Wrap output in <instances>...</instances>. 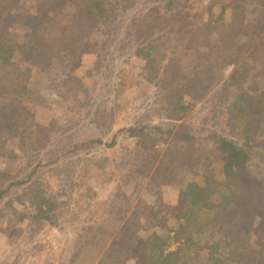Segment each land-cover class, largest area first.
<instances>
[{
	"label": "rangeland",
	"instance_id": "1",
	"mask_svg": "<svg viewBox=\"0 0 264 264\" xmlns=\"http://www.w3.org/2000/svg\"><path fill=\"white\" fill-rule=\"evenodd\" d=\"M130 1L132 5L131 2L111 0L114 9L119 10L115 17L116 23L121 21L118 35L124 36L122 38L125 43L131 39L128 33L135 30L128 32L130 24L143 11L154 14L156 8L162 6L164 9L166 0ZM210 1L192 0V3L182 4V16L187 21L185 28L190 31L192 50L198 35V30L196 32L194 28L200 24V30L210 13L224 24L231 20L228 5L219 3L211 9ZM261 1L263 4L259 6L253 1V16L257 14V8L264 7V0ZM40 3L41 0H0V25L1 22H13L7 17L9 11L15 12L16 19L30 18L38 10H43ZM11 4L14 6H9ZM125 11L128 16H123ZM258 15L261 17L264 13ZM164 31L167 34L170 32L167 28ZM247 31L250 33L251 28ZM107 32H104L103 27L84 29L75 45L67 42L68 52L60 53L55 59L52 57L51 69L45 71V74H32L29 78L34 85V93H38L36 106L32 103H26L29 108L26 104L21 105L25 114L19 112V116L11 123L6 122V134L10 136L9 143H12L8 145L11 149L7 154L13 153L8 160L0 161V191L11 188L0 198V264H68L80 246L78 235L84 239L91 238L95 244L77 253L76 258L80 264H89L90 258H93L91 264H95L101 257L102 260L104 258L101 264H112L110 260L114 258L120 260L118 264H136L138 239L150 234L159 236V246L163 247L166 255L181 246L176 240L166 239V228H162L159 223V218L165 219L164 213L172 216L179 213L178 186L170 185V176L164 170V164H159L160 156L152 162L150 153L136 148L135 138L131 139L127 131H121L131 125L136 129L148 125L159 131L160 128L166 129L174 124L175 129L182 130V136L185 137L172 138L169 143L183 140L180 146L186 148V156L183 158L187 159L184 166L186 176L192 175V180L199 184L208 171H214L220 166L218 150L215 149L217 141L239 140L236 142L243 144L250 155V179L256 184L255 188L264 191V62L259 63L256 72L251 70V62L239 65L242 68L238 72L241 75L247 74L246 79H234L232 74L235 73V65L221 57V49L225 44L220 43V49H215L209 56L205 53L202 58H198L204 70L208 68L199 80L197 76L201 69L194 68L193 62H190L187 47L181 48L175 41L179 46L177 52L168 43L154 54L158 59H162L160 55L164 54L166 61L177 59L172 61L178 66L179 78L176 81L161 85L159 82L163 79L162 74L157 73V79L151 78L143 69L144 65L150 63V59L133 56L124 65L128 74L121 65L115 64L109 80L100 85L97 83L96 87L87 86L85 80L77 87L74 79L81 74H73V79L68 75L64 83L65 92L59 91V81L66 78V75L58 73L59 64L56 60L69 57L81 64L83 70H89L97 76L98 70L92 67L94 56L103 48L106 51L109 49L106 44L105 47L102 44L104 40L107 39L109 44L117 40L111 41L112 36L108 37ZM240 35L242 31L233 34L232 40ZM220 40H223V36ZM247 47L243 50L244 54L249 53L251 45L247 43ZM198 48L201 50V47ZM254 73L259 76L255 77V83L250 84L247 96L244 97L248 110L237 115L239 107L233 104L231 97L244 91ZM121 74L127 77V81L123 92L116 96L114 87ZM193 77L197 79L195 83L201 85L195 105L187 116L177 122L172 121V124L168 123L171 120L165 117V112L167 96L171 94L169 91L174 86L187 84L188 79L193 81ZM198 80L202 83L199 84ZM99 95L101 101L97 100ZM114 101L120 103L119 107L113 108ZM74 104L76 111L71 109ZM0 109H10L7 99L0 98ZM253 121H258V128ZM40 122L51 124L49 136L41 140L37 148L31 142L22 147L27 133L23 135L21 130L39 129ZM152 128L147 130L151 131ZM113 134L115 140H111ZM28 137L33 139L31 135ZM90 139H101L103 145L96 143L88 151L65 153L69 142L74 144ZM111 142L114 146L108 148L107 144ZM97 158L103 161L97 164ZM164 161L174 164L179 159L174 156L170 161L168 156ZM26 187L32 191H42L45 198L50 200L48 206L54 208L51 214L45 205L41 208L35 206L34 198L24 192ZM259 200L264 207V196ZM221 206V210L227 213V217L223 218L225 222L222 231L228 233V220L234 221L231 211L235 210L236 205L227 200ZM155 211L162 213V216L156 217L153 213ZM255 218L241 230V236H232L235 239L230 250L236 264H264V234L258 228L260 212L255 213ZM193 234L194 230L189 235ZM210 238L202 237L196 248L192 243H182L187 245L184 246L187 257L193 260L202 254L203 244ZM105 239L102 251L98 252V244ZM84 260L87 262L83 263Z\"/></svg>",
	"mask_w": 264,
	"mask_h": 264
},
{
	"label": "trees",
	"instance_id": "2",
	"mask_svg": "<svg viewBox=\"0 0 264 264\" xmlns=\"http://www.w3.org/2000/svg\"><path fill=\"white\" fill-rule=\"evenodd\" d=\"M122 1L131 2L130 0ZM191 1L166 0L163 6L164 9H162V6L160 9L156 8L154 14H147L143 11V14L130 24L128 32L135 30L128 33L131 39H127L126 43L122 38L124 36L118 35L121 21L119 20L116 23L115 17L119 10L114 9L111 0H41L40 5L43 10H38V13L26 19H16L15 12L9 11L7 17H9V21L13 20V22H1L0 25V98L7 99L10 105L8 110L0 109V161L8 160L13 153L7 154L11 149L8 145L12 143H9L8 138L10 136L6 134V122L7 124L11 123L13 119L19 116V112L25 114L21 105L32 103L36 106L39 101L38 93H34L35 89L29 79L30 76L38 73L45 74V71L51 69L52 57L55 59L60 53H67V42H72L75 45L83 35L84 29L93 30L103 27L105 33L108 31V37L109 35L112 36L111 41L117 40L115 43L110 44L107 43V39L104 40L102 44L104 47L106 44L109 49L106 51L103 48L101 52L94 56L92 67L98 70L97 76H94L89 70H83L81 64L76 63L75 60L69 57L56 60L59 64L58 73L66 75V78L59 81L58 89L62 93L65 92L64 83L67 81L68 75L73 79V74H81L80 77L74 79L77 87L82 85L83 80L86 81L87 86L96 87L97 83L100 85L101 82L104 83L109 80L115 64L121 65L123 71L128 74L129 72L125 70L124 65L133 56L150 59V63L144 65L143 69L151 78L157 79V73L162 74V81H156L161 85L166 82L171 83L173 80L176 81L179 78L178 66L172 61L177 59L166 61L164 54L160 55L162 59H158L154 54L161 46L168 43H170L174 52L179 50V46L181 48L187 47L188 56L191 57L190 62H193L194 68L201 69V73L197 76L199 80L202 79L203 74H206L208 68L205 71L198 58H202L205 53L209 56L215 49H220L222 44H225V46L221 49V57L235 65V73L232 74L234 79H246L247 74L241 75L238 72L242 68V66H239L241 64L247 65L251 62L250 68L256 72L259 63L264 62V15L261 17L258 15L264 13V7L257 8L255 16L251 11L254 10L252 8L254 2L256 6L263 4V2L261 0H211V9L219 3L228 5L231 20L224 24L221 19L210 13L207 21L201 24L200 30V24H197L194 28L195 31L198 30V32L196 31L198 35L196 40L194 39L196 48L193 47L192 50L193 43L189 34L190 31L185 28L187 21L182 16L183 2L190 3ZM123 16H128L126 11ZM202 22L203 20H201ZM166 28L170 31L168 34L164 31ZM248 28H251L250 33L247 31ZM240 31H242V35L240 37L235 36L236 38L233 41V34H240ZM222 36L223 40H220ZM252 37H256V39H252ZM167 40H170V42H167ZM175 41L178 42L179 46ZM247 43L251 45V49L248 54H244L243 50L245 46L247 47ZM198 47H201V50ZM54 51H57L55 55H53ZM258 76V74H252L250 82L244 87V91L232 95L233 104L239 107L237 115L248 110L245 107L244 97L247 96L250 84L255 83V77ZM234 79L231 78V81H234ZM196 80V77H193V81L188 79L187 84L174 86L169 91L171 94L167 96L168 106L165 112V117L171 120L168 123L172 124V121L177 122L187 116L189 110L195 105L200 95L198 90L201 87V85L198 86L195 83ZM199 80L197 82L201 84L202 82ZM126 81L127 77L121 74L116 82L118 84H115L114 87L116 96L123 92ZM97 100H102L100 95ZM26 105L29 108V104ZM119 105V102L114 101L113 108L119 107ZM71 109L76 111V105L74 104ZM253 124L258 128V121H253ZM173 125L168 126L166 129L160 128L159 131L148 125H144L140 129H136L131 125L125 130H121L130 133L131 139L135 138L136 148L150 153L152 162L155 161L157 156L161 157L159 164H164V170L170 176V185L178 186V193H180V211L177 216L164 213L165 219L159 218V223L162 228H166L164 230L166 239L176 240V243L181 246L166 255L163 247L159 246V236L150 234L141 237L136 244L138 249L136 264H227L226 262H230L229 260L232 262L228 264H236L234 254L230 250L232 242L235 237L241 236V230L245 229L250 220L256 219L255 213L257 212H260L258 228L264 234V207L259 200L260 197L264 196V191L259 190L258 187L255 188L256 184L250 179L248 172L250 155L246 152L243 144L236 142L239 140H218L215 149L218 150L220 166L214 171H208L200 184L196 183L192 180V175L186 176L187 170L184 166L187 159H183L186 156V148L180 146L183 140L169 143L172 138L185 137V135L182 136L183 131L178 128L175 129L176 126ZM38 126L39 129L21 130L23 135L27 133V136H24L25 140L22 147L31 142L34 148H37L41 144V140H45L49 136V130L52 129L50 123L40 122ZM148 128H152L151 131L147 130ZM28 135H31L33 139ZM111 140H115L114 134ZM96 143L103 145L101 139L81 140L74 144L69 142L65 153L75 154L88 151ZM165 144L167 146L163 147ZM113 146L114 143L107 144L108 148ZM168 156L170 161L174 156H178L179 162L170 164L164 161ZM102 161V158H97L96 163L99 164ZM33 172L34 170L28 175V179ZM3 177H6V175ZM10 189L9 187L1 190L0 198ZM197 189L198 192H195ZM254 189H256L255 192ZM24 192L34 198L35 202L33 203L37 208L45 205L48 213H52L54 208L48 206L50 200L45 198L42 191H32L26 187ZM227 200L233 201L236 205L235 210L231 211L234 221L228 220L229 226L226 228L228 233L222 231L225 222L223 218L227 217V213L221 210V205ZM153 213L156 217L162 216L159 211ZM192 230H194V234L189 235ZM205 236L211 238L209 241L204 242L202 254L193 257V260L189 259L184 248L187 245L182 243H192L196 248L200 239ZM94 237L95 235L92 236V238ZM77 241H79L80 246L73 255L74 259L68 264H80V260L76 258L77 253L89 249L90 245H95L89 237L84 239L83 236L78 235ZM105 241L106 239L98 244L100 246L98 252L102 251ZM101 258L95 264H101L104 260V258L103 260ZM92 260L93 258L88 259L89 264ZM110 261L112 264L120 262L117 258ZM86 262L87 260L83 261V263Z\"/></svg>",
	"mask_w": 264,
	"mask_h": 264
}]
</instances>
